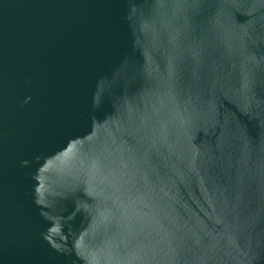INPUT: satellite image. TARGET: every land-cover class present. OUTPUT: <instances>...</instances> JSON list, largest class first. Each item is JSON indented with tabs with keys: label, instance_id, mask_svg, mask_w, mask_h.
Segmentation results:
<instances>
[{
	"label": "water",
	"instance_id": "1",
	"mask_svg": "<svg viewBox=\"0 0 264 264\" xmlns=\"http://www.w3.org/2000/svg\"><path fill=\"white\" fill-rule=\"evenodd\" d=\"M0 264H264V0H0Z\"/></svg>",
	"mask_w": 264,
	"mask_h": 264
}]
</instances>
